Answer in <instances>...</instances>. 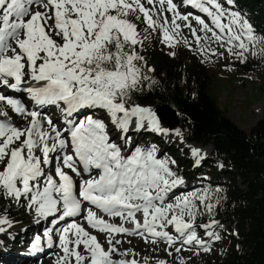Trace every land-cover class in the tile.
Segmentation results:
<instances>
[{
	"label": "snow or ice",
	"instance_id": "obj_1",
	"mask_svg": "<svg viewBox=\"0 0 264 264\" xmlns=\"http://www.w3.org/2000/svg\"><path fill=\"white\" fill-rule=\"evenodd\" d=\"M235 8V0H0V197L23 198L42 218L86 222L60 230L56 264H139L128 259L135 253L118 248L119 235L163 241L169 249L179 242L177 253L194 244L210 251L196 231L200 206L209 215L215 208L210 193L194 190L167 202L184 184L169 166L175 161L127 134L166 131L155 111L133 101L150 79L138 48L154 34L169 48L183 44L205 58L222 55L214 44L240 63L264 58V38ZM9 91L27 93L37 108L55 106L59 126ZM7 109L27 124H14ZM192 155L203 159L197 149ZM217 223L199 227L219 240L209 231ZM5 225L11 222L0 216V233ZM88 229L104 235L108 247ZM44 236L53 248L51 233ZM41 245L35 236L31 251H43Z\"/></svg>",
	"mask_w": 264,
	"mask_h": 264
},
{
	"label": "trees",
	"instance_id": "obj_2",
	"mask_svg": "<svg viewBox=\"0 0 264 264\" xmlns=\"http://www.w3.org/2000/svg\"><path fill=\"white\" fill-rule=\"evenodd\" d=\"M262 1L235 0L234 10L264 37V7L261 4V8H255ZM162 46L154 34L142 49L138 48L150 79L142 83V91L133 93V101L153 110L169 107L176 111L177 129L182 130L184 139L211 146L214 163L221 162L227 168L224 174L230 184L212 179L208 192L215 208L211 215L204 214L200 222L229 221V229L224 231L228 232L231 251L208 264H264V114L252 131L246 132L220 109L211 94L214 77L210 73L209 57L193 53L183 44L170 51H164ZM212 47L216 49L215 44ZM173 52L175 56L170 55ZM232 65L239 68L237 61ZM258 65V60L248 59L240 67L252 70ZM148 68L154 71L149 72ZM178 150L184 157L188 156L186 147ZM189 170L184 167L181 173ZM1 208V215L7 219L22 214L14 200L3 198ZM234 226L238 228L234 231L236 235Z\"/></svg>",
	"mask_w": 264,
	"mask_h": 264
},
{
	"label": "rangeland",
	"instance_id": "obj_3",
	"mask_svg": "<svg viewBox=\"0 0 264 264\" xmlns=\"http://www.w3.org/2000/svg\"><path fill=\"white\" fill-rule=\"evenodd\" d=\"M261 4L264 7V1H262V3H258L255 8L258 10L262 7ZM193 24L195 26V23ZM183 32L184 35L189 38V40L192 39L188 29L185 28ZM255 34L260 38H264L257 32H255ZM156 37L160 40L158 34H156ZM162 48L164 51L171 50V48L167 47L165 44H163ZM193 48H195L194 44ZM219 49L220 52H218ZM216 50L218 53H222V55L209 57L210 73L214 77V82L211 86V94L216 99L220 109L243 130L250 133L264 114V58L252 57L249 55V60H258L260 65L252 70L248 68L243 70L240 67V65L243 63H240L239 60H237L234 56L229 55L225 48H221L216 45ZM192 52L197 53L194 51ZM231 57L234 58L231 59ZM233 61L238 62L239 68L232 65ZM15 96L17 97L18 95ZM23 98L29 101L25 95H23ZM9 112L13 117L12 122L14 124H18L21 127L27 124L26 120H22L21 117L11 113V110H9ZM41 115H47L50 118H53L51 111L48 113H42ZM45 125L47 126L46 122ZM161 127L166 131L163 133H156L152 131L140 130L142 134L139 135L138 133L136 134V131L130 130L127 135L132 138L134 143L143 148L155 145L158 149V158L166 157L171 161H175V163H170L169 166L176 176L186 182L188 179V181H195V187L190 189L187 193H182L181 195L188 194L194 190L200 192L205 190L208 191L209 186L212 185V179L218 180L220 184H230L228 177H226L224 174V171L227 168L221 162L214 163L210 149L207 150L209 152L206 151L205 153L201 154L203 159H198L192 155V149L203 147L207 148L210 146L201 147L190 144L184 139L183 132L178 136L176 135L177 131L171 132L169 129L165 128L163 124H161ZM180 147H186L188 149L189 153L187 157H184L182 152L178 150ZM162 149L165 150L163 154H161ZM184 167L190 168V170L185 174L181 173ZM203 167H205V170L202 172L198 171L199 168ZM186 184V189L187 186L192 188L190 187V182H187ZM219 187L221 186L219 185ZM241 187L243 186L241 185ZM2 199L3 198L0 197V216H2ZM15 203L17 202L15 201ZM17 204L20 205L22 214L15 218L8 219L11 222V226H4L7 230L4 232V235H1L0 237V252H3L7 249L5 254L7 253L8 256H1L3 260L0 259V264H14V262H16L14 258L9 256H13L15 254L19 255L20 253L18 250L22 247V245H25L26 248L30 246V241H32L31 239H33L35 234L28 236L27 230L32 228L33 224H35L41 218L35 213L34 209H31L27 206V200L22 198V200ZM200 210L203 214L197 216L196 231L197 235L201 233L203 234L204 237L201 239L210 246L209 252H204L194 244L190 245L189 247H185L184 249L182 248L181 252L177 253L175 252V247H180V245L176 244L175 247L169 249L162 241H159L157 244L145 243L144 240L139 236L116 237V239L121 241V244L118 245V248L121 250H130L132 253H135V255H131L128 257V259H136L139 261V264H144L145 257L148 258L149 264H157V261L161 259L165 260L167 264H179V260L181 258L185 260L186 264H208L209 262H214L219 259V257L224 252L231 251V241L227 237L228 232L224 231L228 228L230 222H218L215 220L218 222L217 225L214 228L209 229V231H212L220 236L219 240H215L213 237H208L206 235L204 228L199 227V225H201L200 221L204 217V214H207L204 211L203 206H200ZM212 220H209L205 224H209V222L211 223ZM83 222L85 226H87L84 220ZM34 227L35 226H33V229ZM234 231H238L237 226H234L233 228V234L236 235ZM34 232L35 231H33V233ZM95 234L98 235L99 239L101 238L100 241L102 240L105 248H107L108 245L105 241L104 235L98 233ZM166 249L167 251L172 252L171 256L167 255ZM52 256H54V254L50 255V257ZM50 257L31 264H56L58 256L54 257V260H48ZM18 263L19 262H16L15 264ZM24 264L28 263L24 262Z\"/></svg>",
	"mask_w": 264,
	"mask_h": 264
},
{
	"label": "bare ground",
	"instance_id": "obj_4",
	"mask_svg": "<svg viewBox=\"0 0 264 264\" xmlns=\"http://www.w3.org/2000/svg\"><path fill=\"white\" fill-rule=\"evenodd\" d=\"M184 10L195 12V10H191V8H184ZM8 94L12 95L14 98L23 97V95H25L26 98H28V94L27 93H11L9 91ZM15 95H18L19 97H16ZM22 102L25 104L26 108H28L29 110H37V111H40L41 114L42 113H48V112H50L52 110L53 111H56L57 110V108L55 106H48V107L42 108V109L41 108H37V106L35 104L32 105V101L30 102V101H27L25 99L22 100ZM97 111H99V110H97ZM58 114H59V109H58ZM80 115H83V114H80ZM59 116L60 115H57V117H59ZM0 119H2V118H0ZM174 131H177V132H179V133L182 134V131L180 129H177V130H174ZM171 132H173V131H171ZM137 133L139 135L142 134L141 131H136V134ZM190 144L197 145V144H194V143H190ZM197 146H201V145H197ZM201 147H203V146H201ZM195 149L199 150L200 154L205 153L209 149L212 151L211 146L210 147H207V148H204L203 147V148H195ZM207 152H209V151H207ZM203 170H205V167L198 169V171H200V172H202ZM188 180H187V182H190V184H191L190 187H192V188H189L187 186V189H186V185H187L186 183L187 182L184 181V184L182 186L178 187L177 189H174L173 190V193H170V197L171 198L167 202H173V200H174L175 197L180 196L182 193H187L190 189H193L195 187V181H188ZM184 185H185V187H184ZM48 218H51V217H48ZM46 220H47V218H42L41 217L35 224H33V226H35L34 229H33V226H32V228H30L29 230H27L28 236L29 235H34L35 232H36V230L41 229L45 225V223H47V222H45ZM80 223L84 224V222H80ZM129 227H132V225L129 224ZM169 229H172V228H169ZM88 230L90 231V229H88ZM33 231H35V232L33 233ZM93 234H95V232H93ZM1 235H4V233H0V237H1ZM101 242H102V240H101ZM189 246L190 245H183V247H189ZM42 248H43V251H41L37 255H34V253L31 251L30 247H27L26 248L25 245H22V247L18 250V252L20 253L19 255H16L15 254V255H13L14 257L13 256H9V257L14 258V260L16 262H19L18 264H24V262H27L28 264H31V263H34V262L36 263V261H40V260H43V259H47V257H50L51 254H54V256L50 257L48 260H52V259L54 260V257H56V256L59 257V256L62 255V252H60L61 250L59 249L57 242H55L53 244V248L49 249L47 247V241L43 240L42 241ZM5 251L7 252V249ZM5 251L0 252V259L1 260H3L1 258V256H3V257H7L8 256L7 253L5 254ZM55 252H57V253H55ZM115 258H120V257H115ZM48 260H46V261H48ZM16 262H14V264Z\"/></svg>",
	"mask_w": 264,
	"mask_h": 264
},
{
	"label": "water",
	"instance_id": "obj_5",
	"mask_svg": "<svg viewBox=\"0 0 264 264\" xmlns=\"http://www.w3.org/2000/svg\"><path fill=\"white\" fill-rule=\"evenodd\" d=\"M156 113L159 115L161 122L166 125L170 130H175L178 125V117L176 111L169 107L157 108Z\"/></svg>",
	"mask_w": 264,
	"mask_h": 264
}]
</instances>
